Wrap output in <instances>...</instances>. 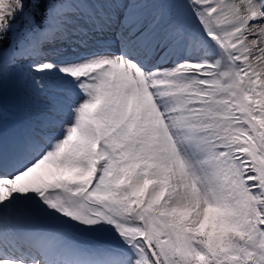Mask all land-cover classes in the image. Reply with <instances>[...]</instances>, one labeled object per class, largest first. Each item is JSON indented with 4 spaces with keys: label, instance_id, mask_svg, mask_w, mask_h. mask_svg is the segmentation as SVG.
<instances>
[{
    "label": "snow or ice",
    "instance_id": "6c2138e0",
    "mask_svg": "<svg viewBox=\"0 0 264 264\" xmlns=\"http://www.w3.org/2000/svg\"><path fill=\"white\" fill-rule=\"evenodd\" d=\"M0 264H264V0H0Z\"/></svg>",
    "mask_w": 264,
    "mask_h": 264
},
{
    "label": "rangeland",
    "instance_id": "374dc122",
    "mask_svg": "<svg viewBox=\"0 0 264 264\" xmlns=\"http://www.w3.org/2000/svg\"><path fill=\"white\" fill-rule=\"evenodd\" d=\"M10 81L8 84V110H9V121L8 127L11 128L12 124L16 121H21L29 117L37 103L35 94L33 99L29 96V92H25L23 89H18V92H13L10 95ZM32 105V106H31Z\"/></svg>",
    "mask_w": 264,
    "mask_h": 264
}]
</instances>
